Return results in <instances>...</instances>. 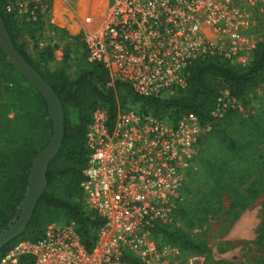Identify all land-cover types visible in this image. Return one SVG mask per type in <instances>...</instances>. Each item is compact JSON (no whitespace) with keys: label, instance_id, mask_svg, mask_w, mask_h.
Returning a JSON list of instances; mask_svg holds the SVG:
<instances>
[{"label":"built area","instance_id":"1","mask_svg":"<svg viewBox=\"0 0 264 264\" xmlns=\"http://www.w3.org/2000/svg\"><path fill=\"white\" fill-rule=\"evenodd\" d=\"M31 8L28 10V3ZM49 12L46 0L4 5L7 13L35 20ZM28 11V13H27ZM76 36L89 62L142 98H166L185 88L188 65L217 56L247 65L264 38V0H106L102 19L87 12ZM243 110L228 89L210 114ZM210 123L189 115L167 116L120 108L112 121L97 107L85 130L88 151L80 183L83 203L103 218L87 250L75 224L51 222L35 240L21 239L0 256V264H127L129 253L145 264H204L202 254L158 245L154 223L170 224L182 185Z\"/></svg>","mask_w":264,"mask_h":264},{"label":"trees","instance_id":"2","mask_svg":"<svg viewBox=\"0 0 264 264\" xmlns=\"http://www.w3.org/2000/svg\"><path fill=\"white\" fill-rule=\"evenodd\" d=\"M6 3L9 1L0 0V16L9 38L58 97L63 110V136L57 153L47 165V188L39 196L24 231L0 249V256L21 239H39L51 222H74L84 247L92 248L103 218L83 203L80 183L88 155L85 130L97 107H104L112 121L117 110L123 108L120 96L124 92L126 97L140 103L141 112L167 116L173 122L194 115L200 123L211 124L196 154L203 168L201 182L197 184L199 195L176 201L172 223L156 222L151 229L158 245L167 243L182 252L202 254L209 261L211 255L205 242L178 223L194 214L199 216V221L190 228L203 227L204 216L213 211L219 194L233 188L238 181L254 178L249 188L253 195L264 190V38L247 65H235L217 56L194 60L187 67L185 88L166 98H142L118 81L108 85V70L99 62L87 61L86 50L74 78L68 77L62 68L41 72L25 43L18 42L22 35L18 27L20 19L4 10ZM46 3L49 7L51 0ZM35 13L41 21L43 14L39 9ZM25 17L26 14L20 17L21 24L27 26L30 23ZM52 28L57 30L56 26ZM45 50L51 54L50 47ZM223 89L241 101L243 110L228 109L221 117L213 118L211 108ZM259 91L262 95L256 97L255 106L253 102ZM70 111L75 113L74 121L69 118ZM51 131L52 121L44 98L0 50V231L16 216L26 191L28 170L35 155L49 141ZM196 175L197 172L191 181L197 179ZM51 186L59 193L50 191ZM122 260L127 264H145L129 253H124Z\"/></svg>","mask_w":264,"mask_h":264},{"label":"rangeland","instance_id":"3","mask_svg":"<svg viewBox=\"0 0 264 264\" xmlns=\"http://www.w3.org/2000/svg\"><path fill=\"white\" fill-rule=\"evenodd\" d=\"M8 1L24 0H6ZM64 1L71 10L73 7L78 8L86 3L101 6L105 2V0ZM56 10L59 12L57 6ZM49 16L48 12L43 15L41 21L37 18L32 21L24 19L30 23L27 26L21 24V16H18L20 19L18 27L22 34L18 42H24L26 50L30 48L32 60L41 72L62 68L68 77L74 78L79 72L80 59L85 52L84 45L79 36L71 37L64 30H59L49 21ZM58 21L62 23L61 18ZM52 26H56L57 30ZM68 28L72 33L77 31L75 27ZM75 34H78V31ZM46 47H50V55L47 54ZM260 95H262L260 91L255 95L253 102L255 106L257 105L256 97ZM120 97V100L124 101L123 108L140 109V103L126 97L124 92ZM69 118L71 121L75 120L73 111H70ZM202 171L203 168L195 158L182 185V198L194 199L199 195L197 184L201 182ZM195 172H197V179L191 181ZM253 180L254 178H247L238 181L230 190L221 192L217 204L213 206V211L204 216L203 227L190 228L199 221L198 215L189 214L179 221L178 226L188 230L195 238L202 239L207 245L211 259L204 264H223V262L264 264V190L257 195L251 194L249 188ZM49 190L55 194L59 193V190L53 186Z\"/></svg>","mask_w":264,"mask_h":264},{"label":"water","instance_id":"4","mask_svg":"<svg viewBox=\"0 0 264 264\" xmlns=\"http://www.w3.org/2000/svg\"><path fill=\"white\" fill-rule=\"evenodd\" d=\"M0 50L18 72L42 95L52 121L51 137L35 155L28 170V182L16 216L0 231V249L21 234L32 216L36 202L47 186L45 172L48 162L57 153L63 136V110L58 97L42 76L20 55L9 38L0 16Z\"/></svg>","mask_w":264,"mask_h":264},{"label":"crops","instance_id":"5","mask_svg":"<svg viewBox=\"0 0 264 264\" xmlns=\"http://www.w3.org/2000/svg\"><path fill=\"white\" fill-rule=\"evenodd\" d=\"M64 2V0H51L49 21L56 25L59 30H64L71 37H76L75 33L80 29V27H88L82 23L83 15H86L87 12H92L93 14H96L97 19L99 16V11L103 8L102 5L94 6L93 3H86L85 5L78 6V8L73 7L71 10V8L65 5ZM56 6L59 9V12H56ZM58 18H61L62 23H59ZM69 26L71 28L75 27L77 31L72 33L68 28ZM27 51L30 53V48H28Z\"/></svg>","mask_w":264,"mask_h":264},{"label":"bare ground","instance_id":"6","mask_svg":"<svg viewBox=\"0 0 264 264\" xmlns=\"http://www.w3.org/2000/svg\"><path fill=\"white\" fill-rule=\"evenodd\" d=\"M105 5H106V0H105L104 4L102 5L103 8L99 11V16L96 19V23H99L101 21L102 16H103V12H104V9H105Z\"/></svg>","mask_w":264,"mask_h":264}]
</instances>
